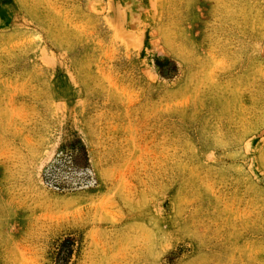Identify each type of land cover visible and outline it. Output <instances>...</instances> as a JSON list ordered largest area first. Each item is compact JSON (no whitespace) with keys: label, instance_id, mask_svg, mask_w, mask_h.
Here are the masks:
<instances>
[{"label":"rangeland","instance_id":"obj_1","mask_svg":"<svg viewBox=\"0 0 264 264\" xmlns=\"http://www.w3.org/2000/svg\"><path fill=\"white\" fill-rule=\"evenodd\" d=\"M0 264H264V0H0Z\"/></svg>","mask_w":264,"mask_h":264},{"label":"trees","instance_id":"obj_2","mask_svg":"<svg viewBox=\"0 0 264 264\" xmlns=\"http://www.w3.org/2000/svg\"><path fill=\"white\" fill-rule=\"evenodd\" d=\"M46 182L58 188H67L86 183L88 180L87 157L84 146L76 140L69 151L62 156L48 171Z\"/></svg>","mask_w":264,"mask_h":264},{"label":"bare ground","instance_id":"obj_3","mask_svg":"<svg viewBox=\"0 0 264 264\" xmlns=\"http://www.w3.org/2000/svg\"><path fill=\"white\" fill-rule=\"evenodd\" d=\"M29 187H30V186H29ZM34 189H35V188H34ZM28 190H29V189H28ZM32 191L35 192V190H32ZM32 191H31V192H32ZM39 191H40V190H39ZM28 192H29V191H28ZM31 192H30V193H31ZM40 192H41V191H40ZM45 195H47V193H46ZM26 197H27V196H26ZM28 197H30V196H28ZM47 197H48V196H47ZM24 199H25V197H24ZM55 200H58V199H56V197H55L54 201H55ZM63 200H64V199H63ZM49 201H50V200H49ZM49 201H48V202H49ZM52 201H53V200H52ZM64 201H65V200H64ZM64 201H63V202H64ZM50 202H51V201H50ZM52 203H53V202H52ZM57 203H58V202H57ZM64 204H65V203H64ZM24 205H25V204H24ZM55 205H56V203H55ZM57 206H58V204H57ZM27 207H28V206H27Z\"/></svg>","mask_w":264,"mask_h":264}]
</instances>
